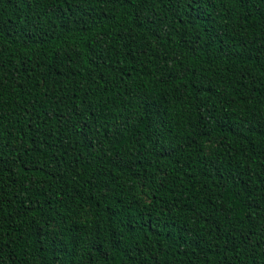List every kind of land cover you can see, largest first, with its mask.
<instances>
[{
  "label": "trees",
  "instance_id": "trees-1",
  "mask_svg": "<svg viewBox=\"0 0 264 264\" xmlns=\"http://www.w3.org/2000/svg\"><path fill=\"white\" fill-rule=\"evenodd\" d=\"M0 264H264V0H0Z\"/></svg>",
  "mask_w": 264,
  "mask_h": 264
}]
</instances>
